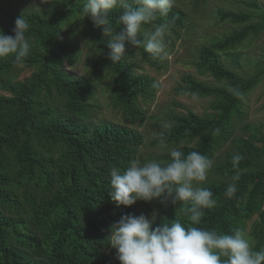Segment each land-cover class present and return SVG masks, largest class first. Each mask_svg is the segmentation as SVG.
Masks as SVG:
<instances>
[{
  "label": "trees",
  "instance_id": "obj_1",
  "mask_svg": "<svg viewBox=\"0 0 264 264\" xmlns=\"http://www.w3.org/2000/svg\"><path fill=\"white\" fill-rule=\"evenodd\" d=\"M84 0H57L47 13H24L30 28L26 36L31 50L22 65L31 67L25 78H7L0 91V264H120L116 250L108 243L111 226L127 214L147 215L163 207L153 228L179 220L190 226L186 215L191 202L175 205L138 201L132 206H117L109 194L110 171L124 170L131 159L140 158L145 142L139 129L148 113L146 105L154 100L160 82L136 62L137 55L150 66L163 67L161 54L153 56L143 47L126 44L125 56L113 64L107 44L111 39L103 27L83 17ZM137 7L132 0L118 4L110 11L113 27L125 11V5ZM1 5V0H0ZM220 19L243 22L250 18L244 12L218 8ZM81 16L88 28L94 73L106 80L108 108L120 118L105 115L99 93L85 75L71 70L79 61L81 49L71 33L74 16ZM21 14H13L17 18ZM168 23L171 33L183 36L190 29L188 13L173 5L168 15L159 16L142 26L143 33L156 24ZM263 24L249 25L225 38H216L212 45L200 49L196 63L200 74L210 75L220 83H208L193 74L184 75L182 92L209 97L210 111L204 114L174 112L172 127L161 130L165 143H182L177 148L185 155L197 151L210 159L229 141L233 147L217 166L222 180L203 184L217 201L212 208H203L200 225L220 234H231L234 228L249 231L256 250L264 248V129L244 124L252 131L234 136L237 122L246 114L244 97L264 75V61H258L257 72L246 77L228 67L221 57L232 55L236 64L240 54H234L250 31L259 32ZM14 25L3 23V32L14 35ZM171 33L165 43L176 46ZM168 42V43H167ZM13 55L0 58V74L8 75L17 67ZM98 76V75H97ZM155 85V86H154ZM236 90L239 95L229 91ZM219 134L214 135V130ZM153 144H161L160 136ZM163 143V144H165ZM170 150L155 153L147 161L168 162ZM240 154L238 167L232 157ZM238 175V180L233 177ZM235 183L233 198L224 192Z\"/></svg>",
  "mask_w": 264,
  "mask_h": 264
},
{
  "label": "clouds",
  "instance_id": "obj_2",
  "mask_svg": "<svg viewBox=\"0 0 264 264\" xmlns=\"http://www.w3.org/2000/svg\"><path fill=\"white\" fill-rule=\"evenodd\" d=\"M137 7L125 5L117 18L122 27L116 30L109 19L111 10L125 0H84L81 14L90 17L97 27H103L104 34L110 36L109 59L113 64L125 56L126 44L154 57L165 52V34L170 30L168 23L156 24L153 30L143 33L138 39L142 26L156 19L157 15L167 16L173 0H132ZM30 24L24 12L15 20L14 35H6L0 30V58L13 55L12 63L20 66L31 50V41L26 36ZM155 86V85H154ZM234 94L239 93L229 88ZM162 127L170 129L172 124L165 122ZM214 130V135L219 134ZM160 143H165V133H159ZM168 162L140 158L131 159L124 170L113 167L110 171L111 200L117 206H132L138 201L158 200L173 205L191 202L186 215L190 226L179 220L153 228L156 214L150 219L147 215L127 214L110 229L108 243L116 250L120 264H264V248L256 250L245 229L234 228L231 234H220L214 229L198 227L204 215L203 208H212L217 201L208 188L199 186L205 182L214 161L197 151L185 155L178 148L169 152ZM242 156L234 154L233 167H238ZM239 176L233 177L238 180ZM237 191L235 183L229 184L224 192L233 198Z\"/></svg>",
  "mask_w": 264,
  "mask_h": 264
},
{
  "label": "rangeland",
  "instance_id": "obj_3",
  "mask_svg": "<svg viewBox=\"0 0 264 264\" xmlns=\"http://www.w3.org/2000/svg\"><path fill=\"white\" fill-rule=\"evenodd\" d=\"M57 0H1L0 5V30L3 31V23L9 22L15 26L16 18L13 14L29 13L31 11H39L42 13L49 12ZM173 5L178 9L188 13L190 21V29L181 31L183 36L177 37L171 31L173 41L176 46L172 47L166 44L165 52L161 53V61L163 67L150 66L137 55L136 62L143 69L154 75L160 87L157 90L154 100L150 101L145 107L148 113L156 115V117L148 118L139 125V129L144 133L145 142L141 147L140 159L147 161V157L155 153H161L172 148H177L182 143L168 144H153V140L162 132L161 126L165 122H170V115L174 112L189 113L190 111L197 114H204L210 111L208 97H198L188 92L179 90V86L184 83V75L187 73L193 74L200 80L208 83H220L214 77L206 74H200L196 63L200 58V49L204 46L213 44L216 38H225L235 32L241 31L249 25L263 24L264 26V0H173ZM218 8H223L227 11L244 12L250 14V18L243 22H235L230 18L220 19L216 14ZM72 27L70 36L77 41L81 49L79 61L71 70L77 74L87 76L91 83L95 84L99 93V101L105 115H111L115 118H120V114L108 108L107 89L105 88L106 80H103L102 75L95 74L92 67V62L89 60L91 55V44L88 39V28L85 20L81 16L72 17ZM8 35H12L9 33ZM168 43V42H167ZM234 54L241 55V61L236 64L232 59V55L225 52L221 53L224 62L231 69L246 77L257 72L258 61H264V27L259 32L250 31L242 43L238 42L235 49H231ZM5 58V57H2ZM33 69L25 65L15 67L8 75L0 74V91L2 83L7 78H25L32 73ZM245 115L237 122L234 136L247 135L252 131L242 129L244 124L256 126L264 129V75L261 76L258 84L250 90L244 97ZM233 145L229 141L222 148L218 149L215 157L212 159L214 165L208 173L207 180L199 186L207 184L212 180H222L223 177L218 173L217 166L222 161L228 152L231 151ZM163 207L157 208L154 213L158 214ZM251 229H249L250 231ZM249 231L247 234L249 236ZM251 240V239H250ZM252 244L254 242L251 240Z\"/></svg>",
  "mask_w": 264,
  "mask_h": 264
}]
</instances>
